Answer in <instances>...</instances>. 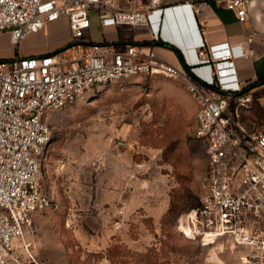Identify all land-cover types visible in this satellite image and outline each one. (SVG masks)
Wrapping results in <instances>:
<instances>
[{
    "label": "built area",
    "instance_id": "2783aa9c",
    "mask_svg": "<svg viewBox=\"0 0 264 264\" xmlns=\"http://www.w3.org/2000/svg\"><path fill=\"white\" fill-rule=\"evenodd\" d=\"M252 1L227 0V7L245 21ZM135 3L0 0V35L9 32L12 45L61 18L68 19L71 37L65 47L45 53L0 52V264H23L14 261L15 243L23 241L29 250L34 215L49 204L40 186L41 158L54 138L49 114L99 86L138 75L181 80L197 104L193 135L204 142L208 162L200 204L179 217V231L203 246L228 240L241 249L245 264H264V131L241 120L252 101L235 63L244 49L229 42L204 45L199 63L180 68L154 48L83 43L93 16L102 26L152 25L158 12L159 25L162 8ZM154 40L167 42L157 32Z\"/></svg>",
    "mask_w": 264,
    "mask_h": 264
},
{
    "label": "rangeland",
    "instance_id": "374dc122",
    "mask_svg": "<svg viewBox=\"0 0 264 264\" xmlns=\"http://www.w3.org/2000/svg\"><path fill=\"white\" fill-rule=\"evenodd\" d=\"M69 33L59 20L29 41L52 45ZM0 47L14 49L5 38ZM251 92L241 120L264 131V81ZM194 115L184 82L164 75L99 86L51 112L54 138L40 177L49 204L35 214L29 250L15 243L14 261L245 264L232 242L203 246L178 229L179 217L200 204L208 162L204 142L193 135Z\"/></svg>",
    "mask_w": 264,
    "mask_h": 264
},
{
    "label": "crops",
    "instance_id": "0c3cea01",
    "mask_svg": "<svg viewBox=\"0 0 264 264\" xmlns=\"http://www.w3.org/2000/svg\"><path fill=\"white\" fill-rule=\"evenodd\" d=\"M135 4L141 8L148 4L154 5L157 9L162 8L159 25L156 23L158 12L152 25L102 26L99 19L93 16L91 27L82 40L84 42L106 41L117 45H126L131 42L139 46L143 52L154 48L161 59L180 68H183L185 63H199L201 57L197 51L202 46L229 42L231 46L240 45L245 52L244 56L235 59L240 83L248 85L264 77V0H253L249 4L245 21L239 19L235 10L227 7V0H136ZM197 8L200 9L197 10ZM59 20H66L70 32L68 19L61 18ZM93 30L99 31V37L90 38ZM43 32L44 30H40L31 34L23 39L17 47L12 45L9 32H3L0 38L8 40L14 49L7 53L0 47L1 55L12 57L16 54L45 53L61 49L71 40L69 33L65 38L52 45L45 42L30 44L31 38L33 39ZM156 32L162 40L170 42L175 48L165 42L162 44L150 43L154 40ZM193 108L196 112L197 104L194 99Z\"/></svg>",
    "mask_w": 264,
    "mask_h": 264
},
{
    "label": "trees",
    "instance_id": "16d2710c",
    "mask_svg": "<svg viewBox=\"0 0 264 264\" xmlns=\"http://www.w3.org/2000/svg\"><path fill=\"white\" fill-rule=\"evenodd\" d=\"M166 44L170 45L171 47H174L170 42H165ZM175 48V47H174ZM264 81V77L263 78H260L259 80H256V81H253L249 84V86H255L258 82H262ZM232 104V106H231ZM230 104V107L233 108V103ZM245 123V122H244ZM246 125V124H245ZM247 126V125H246ZM248 127V126H247ZM250 128V127H249ZM250 129H253V128H250Z\"/></svg>",
    "mask_w": 264,
    "mask_h": 264
},
{
    "label": "water",
    "instance_id": "95a60500",
    "mask_svg": "<svg viewBox=\"0 0 264 264\" xmlns=\"http://www.w3.org/2000/svg\"><path fill=\"white\" fill-rule=\"evenodd\" d=\"M83 43H85V42H83ZM150 43H152V44H162V43H164V41L153 40ZM131 44H133V43L128 42V45H131Z\"/></svg>",
    "mask_w": 264,
    "mask_h": 264
}]
</instances>
